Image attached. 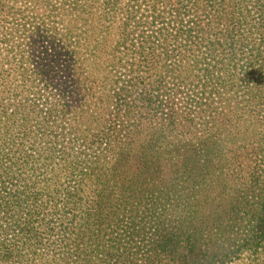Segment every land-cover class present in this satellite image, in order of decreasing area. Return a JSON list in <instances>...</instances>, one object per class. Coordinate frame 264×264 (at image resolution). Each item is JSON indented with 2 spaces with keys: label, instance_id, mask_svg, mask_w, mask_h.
<instances>
[{
  "label": "trees",
  "instance_id": "16d2710c",
  "mask_svg": "<svg viewBox=\"0 0 264 264\" xmlns=\"http://www.w3.org/2000/svg\"><path fill=\"white\" fill-rule=\"evenodd\" d=\"M244 260L264 0H0V264Z\"/></svg>",
  "mask_w": 264,
  "mask_h": 264
},
{
  "label": "rangeland",
  "instance_id": "374dc122",
  "mask_svg": "<svg viewBox=\"0 0 264 264\" xmlns=\"http://www.w3.org/2000/svg\"><path fill=\"white\" fill-rule=\"evenodd\" d=\"M177 98V96H175V99ZM11 105H8V107L10 108ZM246 260L244 261H238L236 264H245Z\"/></svg>",
  "mask_w": 264,
  "mask_h": 264
}]
</instances>
